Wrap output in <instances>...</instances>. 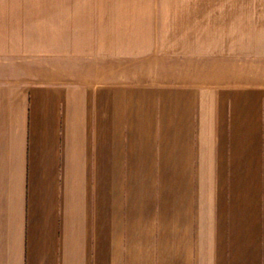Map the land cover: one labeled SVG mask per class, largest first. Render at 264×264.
Segmentation results:
<instances>
[{
    "label": "crops",
    "instance_id": "1",
    "mask_svg": "<svg viewBox=\"0 0 264 264\" xmlns=\"http://www.w3.org/2000/svg\"><path fill=\"white\" fill-rule=\"evenodd\" d=\"M0 264H264V0H0Z\"/></svg>",
    "mask_w": 264,
    "mask_h": 264
}]
</instances>
